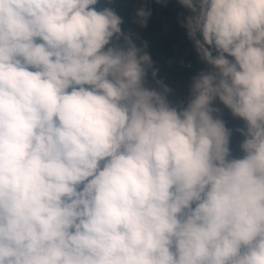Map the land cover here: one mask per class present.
Returning <instances> with one entry per match:
<instances>
[{
	"label": "clouds",
	"instance_id": "9594fccd",
	"mask_svg": "<svg viewBox=\"0 0 264 264\" xmlns=\"http://www.w3.org/2000/svg\"><path fill=\"white\" fill-rule=\"evenodd\" d=\"M176 3L184 100L115 0H0V264H264V0Z\"/></svg>",
	"mask_w": 264,
	"mask_h": 264
},
{
	"label": "trees",
	"instance_id": "16d2710c",
	"mask_svg": "<svg viewBox=\"0 0 264 264\" xmlns=\"http://www.w3.org/2000/svg\"><path fill=\"white\" fill-rule=\"evenodd\" d=\"M142 4L148 6L152 13L145 28H139L136 24L132 23L134 12ZM159 6L155 3V0H115L114 4V7L124 19L122 28L136 32L141 40L147 41L149 46L148 51L154 63L160 69L159 76L164 78L170 86L174 87L178 83L190 81L191 76H193L191 69L186 71L181 69L180 60L188 57L196 66L202 65V63L199 60L195 62L198 58L194 51L191 57L185 55V58L182 57V52L180 51L179 58L176 61L173 59L177 53V48L164 33L166 16L169 14L174 16L176 13L180 16L184 10L177 5L176 0H168L167 6L162 9H159ZM240 140L241 137L239 136V140L234 148V155H239L238 145Z\"/></svg>",
	"mask_w": 264,
	"mask_h": 264
},
{
	"label": "rangeland",
	"instance_id": "374dc122",
	"mask_svg": "<svg viewBox=\"0 0 264 264\" xmlns=\"http://www.w3.org/2000/svg\"><path fill=\"white\" fill-rule=\"evenodd\" d=\"M162 6H159V9H162ZM178 14L176 13L174 16H171L170 14L166 16V23L164 25V33L166 36L170 38V40L175 44L177 48V53L173 57V59L176 61L181 52H182V57L185 58V55L187 56H192L193 48L191 43L187 40L185 30L181 28L178 24ZM181 51V52H180ZM195 60V62H197ZM182 62V63H181ZM180 66L181 69L186 71L188 69H191L192 74L195 75L199 70H201L204 65L196 66L195 63H192L189 58H185L184 60H180ZM190 81H187L186 83H178L176 84L173 88L175 90V96L176 99L178 100H184L187 97V91L189 87ZM216 106L221 107L223 116L222 118L224 119L226 126L229 128H236L241 126V122L237 119H234L230 113L226 110L223 109L221 105L218 103ZM236 134V133H235ZM233 133V136L231 138V144L230 147L232 151L234 152V148L239 140V136L235 135Z\"/></svg>",
	"mask_w": 264,
	"mask_h": 264
}]
</instances>
